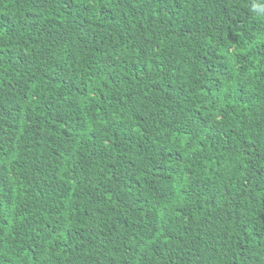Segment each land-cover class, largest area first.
I'll use <instances>...</instances> for the list:
<instances>
[{"label": "trees", "instance_id": "16d2710c", "mask_svg": "<svg viewBox=\"0 0 264 264\" xmlns=\"http://www.w3.org/2000/svg\"><path fill=\"white\" fill-rule=\"evenodd\" d=\"M0 264H264V0H0Z\"/></svg>", "mask_w": 264, "mask_h": 264}]
</instances>
